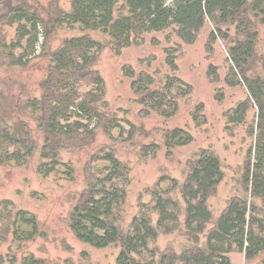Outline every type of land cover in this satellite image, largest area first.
Wrapping results in <instances>:
<instances>
[{
	"label": "trees",
	"instance_id": "obj_1",
	"mask_svg": "<svg viewBox=\"0 0 264 264\" xmlns=\"http://www.w3.org/2000/svg\"><path fill=\"white\" fill-rule=\"evenodd\" d=\"M69 11L58 10L51 22L43 21L25 0H0V68H26L37 57L43 30L42 54L48 60L41 95L28 98L24 110L36 126L40 139L25 120L11 122L0 117V169L26 168L38 157L37 173L59 176L73 182L75 168L65 153L89 148L101 132L110 140L115 132L134 140L145 134L142 128L111 112L106 100V83L95 69L101 54L110 49L116 56L140 47L148 35L170 32L179 45L164 49L169 74L160 81L147 72L123 66L122 75L140 115L156 114L174 118L181 102L190 99L193 87L178 76L177 59L182 45H194L209 23L212 26L207 50L217 41L225 43L229 67L225 84L245 87L247 97L224 114L226 130L247 126L252 140L240 182L241 195L227 200L215 218L208 206L223 181L219 157L210 149L201 150L188 162L185 178L162 177L148 191L151 201L141 203L136 215L125 221V204L130 169L104 147L87 162L84 190L75 198L69 213V229L75 238L95 249H118L116 264H232L236 248L252 261L264 252V0H69ZM8 29H14L9 40ZM58 29L77 31L50 51L51 38ZM98 34L104 39H98ZM153 42L157 43L154 38ZM264 43V42H263ZM208 77L219 81L218 67L210 65ZM219 102L222 98H218ZM256 109L253 123H248ZM196 127L206 123L203 105L191 113ZM249 124V125H248ZM163 144L150 143L139 149L144 160L154 159L164 147L166 156L193 143L185 128L163 131ZM211 226V227H209ZM178 232L181 243L157 245L161 235ZM37 217L16 210L10 200L0 202V248L11 242L18 246L45 238ZM0 264H50L34 254H0Z\"/></svg>",
	"mask_w": 264,
	"mask_h": 264
},
{
	"label": "rangeland",
	"instance_id": "obj_2",
	"mask_svg": "<svg viewBox=\"0 0 264 264\" xmlns=\"http://www.w3.org/2000/svg\"><path fill=\"white\" fill-rule=\"evenodd\" d=\"M39 14L45 22L53 21L58 10L69 11V0H25ZM37 48V57L26 68L4 70L0 68V117L11 122L25 120L30 123L33 131L36 126L29 114L24 110L28 98L41 95L40 84L46 76L48 60L40 57L44 43L43 30ZM212 26L208 23L203 29L198 41L192 45H182L177 59L178 76L193 87L190 99L181 102L179 113L170 120H164L156 114L148 117L140 115L141 107L135 103V97L130 89V80L122 75L123 66H132L136 72L147 71L158 81L167 74L169 69L165 64L166 48H175L179 41L167 39L170 32L148 35L145 43L140 47L124 50L116 56L110 49H106L100 56L95 69L100 72L106 83V100L111 112L118 113L125 129L126 122L142 128L143 136L134 140L128 138L127 130L121 135L115 132V138L110 140L101 132L96 141L89 148L76 153H65V161H72L75 168V180L69 182L59 176L44 178L37 173L38 157H35L26 168L5 167L0 169V202L10 200L16 210L33 213L42 229L45 238L20 246L9 242L0 248V254L15 255L19 260L28 254L48 261L50 264H116L118 249L110 247L103 250L95 249L78 241L69 229V213L75 198L86 186L85 171L88 159L100 149L111 147L116 150L117 158L130 169V184L125 204V221L129 222L136 215L141 203L151 201L148 191L162 177H170L182 181L187 172L188 162L201 150L210 149L220 159L223 181L214 195L208 200V206L215 218L227 206V200L234 195H241L240 187L243 166L252 140L247 137V126L236 127L233 133L226 130V111L235 107L247 97L245 87H228L224 80L229 63L225 43L217 41L213 50L209 52L206 45ZM9 40L14 35V29H8ZM78 36L77 31L58 29L51 38L50 51L56 50L66 38ZM98 39H104L93 34ZM154 38L157 43L153 42ZM264 28H261L260 51L264 50ZM210 65L218 67L219 81L211 82L208 77ZM217 97L222 98L219 102ZM203 105L206 123L196 127L191 118L192 111ZM256 109L250 111L248 123H253ZM248 124V125H249ZM185 128L192 136L193 143L178 148L170 157L166 156L164 147L154 159L141 158L139 149L142 145L156 143L163 144L164 130ZM39 140L38 133L35 138ZM211 227V226H209ZM182 242L181 235H161L157 245L165 247L167 244ZM232 264H264V252L252 261H246L244 254L234 248L230 254Z\"/></svg>",
	"mask_w": 264,
	"mask_h": 264
}]
</instances>
